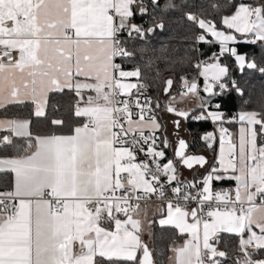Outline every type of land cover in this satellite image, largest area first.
<instances>
[{"label": "crops", "instance_id": "obj_1", "mask_svg": "<svg viewBox=\"0 0 264 264\" xmlns=\"http://www.w3.org/2000/svg\"><path fill=\"white\" fill-rule=\"evenodd\" d=\"M13 1H16L14 10L4 11L3 2L10 0H0V42L19 50L22 60L0 67V109L29 101L37 114H43L51 93L74 90L80 98L75 115L81 122L70 134L43 136L31 134L28 118L19 117L20 125L8 122L0 125L8 129L0 141L3 146L0 156L11 158L0 160V173L9 172L13 176L9 190L16 206L15 215L5 210L2 201L9 190L0 192V264H96L98 258L141 264L147 253L152 264H199L203 251L224 252L216 246L223 234L239 237L242 254L249 263L264 264L252 257L264 250V205L254 207L248 217L238 216L234 209H211V220L200 222L192 210L141 203L118 217L110 210L100 225L95 223L85 201L117 186L118 176L130 166H139L153 185L152 191L138 188L137 177L130 174L139 193L155 194L153 181L141 165L123 166L114 155L113 37L116 31L122 32L129 26L127 19L132 16L131 5L135 0ZM222 24L224 29L201 24L203 37H210L221 52L228 49L235 52V47L248 39H252L249 45L264 46L262 9L254 7L249 13L246 5H240L233 14L224 17ZM71 26H75L76 33ZM200 75L201 84L207 80V91L211 92L214 85L224 83L228 70L217 59L204 67ZM138 79L137 70H120L115 87L123 95H134L138 92ZM166 87H173L167 95ZM176 90L173 82L164 81L161 97L155 104V116L132 119L128 129L161 136L164 164L166 167L172 161L176 164L173 181L201 183L207 198L218 200H224L228 189L235 186L240 202L257 201L264 193V151L258 149L262 143L259 132L264 135V124L260 122L264 119L256 112H243L242 120L230 128L224 142H218L216 136L204 137L205 145L215 140L219 149L220 171L206 175L207 165L217 157V147L212 150L206 146L200 153L191 151L190 132L184 123L187 101L176 104L170 101ZM196 100L195 110L201 109ZM160 118L165 121L160 131H152L153 128L139 122ZM177 119L188 131L184 133L189 138H183L189 147L187 156L207 157V165L187 168L176 157L182 135L180 131L179 137L174 135L172 122ZM86 120H90L89 125L84 124ZM166 143L170 145L167 148ZM47 192L62 200L61 215L50 214ZM155 228H170L178 234L162 263L153 258L150 247Z\"/></svg>", "mask_w": 264, "mask_h": 264}, {"label": "trees", "instance_id": "obj_2", "mask_svg": "<svg viewBox=\"0 0 264 264\" xmlns=\"http://www.w3.org/2000/svg\"><path fill=\"white\" fill-rule=\"evenodd\" d=\"M240 5H251L264 11V0H160L158 4L153 3L152 0H135L131 5L132 16L127 19V24L140 23V18L137 17L135 20L133 13L139 9H147L145 28L147 26L157 27L161 23L164 26L163 32L157 29L156 35L147 36L145 41H141L136 35L134 38L123 39L121 43V48L126 52V57L121 60L122 63L127 66V70L139 72L138 81H141L144 86L137 93L141 91L148 94L154 104H157L161 97L164 81L171 80L177 91H180L183 84L195 82L198 70L195 66L197 54L194 42L197 35H203L201 24H212L215 28L224 29L222 24L224 17L233 14ZM126 28L122 30L121 35L125 34ZM205 39L213 42L210 37ZM161 45L167 48L164 53L169 57L167 61L159 58ZM256 46L257 48H253L249 44L248 46L238 45L234 49L235 52H232L231 49H228L227 52H221V47L215 43L201 46L203 57L215 53L220 63L224 66L227 65L228 76L224 82L229 83L235 76L240 87L244 90L243 98L234 92L224 98V108L228 114L239 109L242 113L256 112L261 119H264V76H261L258 69L255 68H245L244 76H240L236 71L237 62L235 58L233 60V57L237 55V49L240 52L251 54L252 52L258 53V48L264 47ZM140 49H146V51L142 53ZM260 63L261 58L258 55L257 64ZM181 76H186L187 81H181ZM79 104V95L74 90L51 93L47 101L48 117L45 120H34L31 126V134L43 136L72 133L81 122L75 115ZM18 105H9L6 114L8 116L16 115ZM33 109V103H29L24 111L19 112V117L29 119ZM190 114H187L186 117ZM53 117L57 121L55 125L49 123ZM60 120H63V125L59 124ZM234 125L227 126L233 128ZM187 129L190 130L191 151L194 153L204 151L206 145L201 141V133L212 129V125L190 123L187 124ZM258 130L260 129L258 128ZM259 137L260 142H264V135L261 132H259ZM12 184L13 176L11 173H0V192L11 189ZM176 238H178V234L173 229L155 228L150 244L153 258L159 263L165 262L169 253V245ZM216 246L227 253L224 264H251L242 254L238 236L223 234L217 239ZM252 257L264 261V250L258 251ZM96 264H133V262L107 261L98 258ZM134 264L139 263L134 262Z\"/></svg>", "mask_w": 264, "mask_h": 264}, {"label": "built area", "instance_id": "obj_3", "mask_svg": "<svg viewBox=\"0 0 264 264\" xmlns=\"http://www.w3.org/2000/svg\"><path fill=\"white\" fill-rule=\"evenodd\" d=\"M249 13L254 11V7L247 6ZM136 23H130L126 32L127 35H121L116 31L113 37V89L111 91L113 117L112 121L116 128V138L114 140V155L119 159L123 166L141 165L147 176L153 181L155 194L147 195L139 193L135 186L134 180L129 173H122L118 176V185L107 190L102 196L88 199L85 205L89 214L97 225H100L105 219L107 213L112 211L115 217L129 212L135 206L141 203H159L175 207L179 211L192 210L200 222L210 221L211 209L230 210L234 209L240 217H248L254 207L264 205V193L260 194L258 200L252 203H242L238 200L237 187L233 186L228 189L227 197L224 200L208 199L203 184H184L173 181V174L162 160L163 141L159 134L150 132H131L128 124L132 119H152L155 116L156 107L152 98L144 93L139 92L131 96L123 95L115 87L117 73L120 70H127V66L122 63V58L126 57V52L121 48L123 39L134 38L137 33L141 32L139 26L133 27ZM197 35L194 42V48L197 54L195 66L198 70L197 79L193 83H188L180 90L190 92L200 101L204 94L201 84V70L213 61L217 60V55L202 56L201 46L213 44L204 39L201 41ZM141 41L144 39L139 38ZM252 44V39L246 41ZM22 60L21 52L17 49L6 47L0 42V67L6 65H15ZM226 83V82H224ZM143 83L138 82V90L143 89ZM203 106L201 107L202 110ZM90 124V120L84 122ZM212 125V124H211ZM213 127V125H212ZM227 126L223 123L217 126L218 142H224L229 131H225ZM124 150L130 152L123 155ZM8 196L3 199L2 207L10 214L15 215L16 206L12 191H8ZM45 197L50 201L52 216H58L63 213V202L61 199L54 197L51 192H47ZM254 245V242H252ZM227 256H221L220 252L203 251L200 254L199 264H224ZM253 264H263L254 261Z\"/></svg>", "mask_w": 264, "mask_h": 264}, {"label": "snow or ice", "instance_id": "obj_4", "mask_svg": "<svg viewBox=\"0 0 264 264\" xmlns=\"http://www.w3.org/2000/svg\"><path fill=\"white\" fill-rule=\"evenodd\" d=\"M155 2L158 3L159 0H155ZM189 15H191V14H189ZM133 17L135 18V20L137 17L140 18V23L134 24L133 27L135 28V27L139 26L141 28V32L137 33V36H139V38H141V39H144V37H146V36L150 37V36L156 35L157 29L160 32H163V30H164V26L162 23L160 25H158L157 27L147 26V28H145L147 9H139L138 11L133 13ZM71 28H72L73 33H76L75 26H71ZM65 35H67V33H65ZM125 35H127V33H125ZM203 39H204L203 37H200L201 41ZM243 45L248 46L247 43H243ZM252 47L257 48L256 45H252ZM258 49H259L258 53L252 52L251 54H249L247 52H240L239 49H237L236 51H237V55L244 57L245 66L251 65V66L255 67L256 69H258L261 76H264V47H260ZM140 51L143 53L146 51V49H140ZM166 51H167V48L165 46L161 45L160 46L161 55L159 56V58H162L165 61H167L169 59V57L167 55H164V53ZM211 55H215V53H212ZM258 55L261 58L260 64H257V56ZM233 60H234V57H233ZM224 67L227 69V65H225ZM236 71L240 74V76H244V67L238 66ZM180 79H181V81H187L186 76H181ZM168 83L170 84V83H172V81L169 80ZM207 84H208V81L206 80L205 84L202 87V91L204 94L201 96V99L199 101V103L203 106L202 110H199V111L193 110V113L184 119L185 124L195 123V124H212L213 125L212 129L201 133L202 143L205 142L204 137L215 136L217 134L216 130H217L218 123H224L225 125L238 124V122H240L242 120V117H243V113L240 112L239 109L236 110L232 114H228V113H226L225 108H224V98L226 96H230L233 92L241 98L244 97V90L242 87H240L235 76L232 77V79L229 83H223L222 82L218 86L214 85L211 92L207 91ZM170 90L171 89L166 87L165 88V95H167ZM183 91H184V89H183ZM172 99L175 100V97H173ZM244 102L246 103L247 101H244ZM29 103H30L29 101H20L19 105H18V112L16 115H13V116H8L6 114V111H7L8 107H10V106L5 105L4 108L0 109V125H3L5 122L20 125L22 123V121L19 119V112L24 111L26 109V106ZM47 117H48L47 108L45 109L43 114H37L35 112V110L33 109L31 112V117L29 119H27L29 131L31 130V126H32V123L34 120H45ZM49 123L55 125L57 123L56 118L53 117L52 120L49 121ZM172 123L174 126V135L179 137L180 120L179 119L174 120ZM260 123L264 124V121H261ZM59 124L63 125V120H60ZM225 131H231V129L226 127ZM7 132H8L7 128L0 127V141L4 140L5 135H7ZM178 143L187 144V141H184L183 138L181 137V138H179ZM169 146H170L169 144H167V143L165 144L166 148ZM206 146L209 147V149H211L213 147H217V157L214 159V161L211 165H207V157H203L205 164L208 166V173H206V175H207L213 171H220V169H219V156H218L219 149H218L217 141L214 140L212 144H206ZM0 147H3V146L0 145ZM258 149L261 151H264V142H262L258 145ZM4 159H11V158L0 156V160H4ZM220 182L221 181H217V183H220ZM133 264H134V262H133Z\"/></svg>", "mask_w": 264, "mask_h": 264}, {"label": "rangeland", "instance_id": "obj_5", "mask_svg": "<svg viewBox=\"0 0 264 264\" xmlns=\"http://www.w3.org/2000/svg\"><path fill=\"white\" fill-rule=\"evenodd\" d=\"M15 2L16 1H13V0H10L9 3L3 2L2 10L13 11ZM172 88H171V90H172ZM173 97H175V100L172 99ZM182 100L187 101L186 107L183 109L184 111H187L186 114L191 113L193 110H195V108L198 105L196 98L191 93L177 92V90H176L175 94L170 99L171 103H173V104L179 103ZM160 119H154L152 121L140 120L139 122H141L142 125H146L150 128H153V129H151L152 131H154L156 129L160 131L163 128V126L165 127V121L162 120V118H160ZM179 131L182 132V135H181L182 138H185V139L189 138L187 133H184L187 131L185 128H182L180 126ZM167 168L170 169L173 173H175L177 170L176 164L173 161L169 164V167H167ZM125 170H126V173L135 175V177H137V179H138L137 187L138 188L143 187L144 189H146L148 191L153 190V185H152L151 181L149 179H147L144 172L142 171V169L139 166H130L129 168H126Z\"/></svg>", "mask_w": 264, "mask_h": 264}, {"label": "water", "instance_id": "obj_6", "mask_svg": "<svg viewBox=\"0 0 264 264\" xmlns=\"http://www.w3.org/2000/svg\"><path fill=\"white\" fill-rule=\"evenodd\" d=\"M152 1L155 4H158L160 2V0H159L158 3L155 2V0H152ZM234 58H235V61L237 62V65L238 66H241V67H244V69L245 68H248V69L255 68V67H253L251 65L245 66L244 57H242L240 55H236ZM188 150H189L188 145L187 144H184V143H179V145H178V147L176 149V157L179 160H182L183 161V164L187 168L195 167L197 165H202V166L206 165L205 164V161L203 159V156H201V155H197V156H195V155L187 156ZM224 255H225V253L224 252H221V256L223 257ZM141 264H152L151 256L148 253L143 257V259L141 261Z\"/></svg>", "mask_w": 264, "mask_h": 264}]
</instances>
